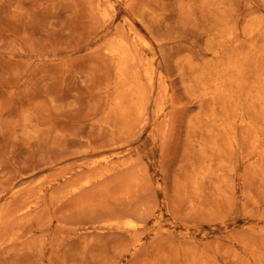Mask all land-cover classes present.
Returning <instances> with one entry per match:
<instances>
[{"label": "rangeland", "instance_id": "1", "mask_svg": "<svg viewBox=\"0 0 264 264\" xmlns=\"http://www.w3.org/2000/svg\"><path fill=\"white\" fill-rule=\"evenodd\" d=\"M0 264H264V0H0Z\"/></svg>", "mask_w": 264, "mask_h": 264}]
</instances>
